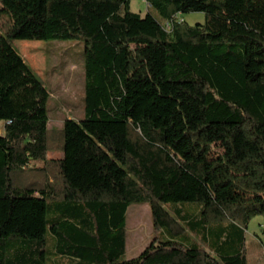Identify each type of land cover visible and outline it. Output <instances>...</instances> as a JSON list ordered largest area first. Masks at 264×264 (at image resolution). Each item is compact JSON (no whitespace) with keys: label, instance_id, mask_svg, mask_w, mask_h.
I'll return each instance as SVG.
<instances>
[{"label":"trees","instance_id":"1","mask_svg":"<svg viewBox=\"0 0 264 264\" xmlns=\"http://www.w3.org/2000/svg\"><path fill=\"white\" fill-rule=\"evenodd\" d=\"M148 2L160 26L131 45L130 0H0V264H247L264 222V0ZM190 12L203 21L176 17ZM54 39L84 45L85 117L61 128L13 46ZM133 203L153 235L125 259Z\"/></svg>","mask_w":264,"mask_h":264},{"label":"rangeland","instance_id":"2","mask_svg":"<svg viewBox=\"0 0 264 264\" xmlns=\"http://www.w3.org/2000/svg\"><path fill=\"white\" fill-rule=\"evenodd\" d=\"M149 7L148 0H130V11L140 16L139 20L128 17V38L131 45L138 41L153 39L156 30L160 26V23L151 16L153 11H151V14L149 13ZM176 17L188 24L202 22L204 19L203 14L200 12H190ZM7 19L4 13H0V32L6 29ZM142 26H146V33L141 29L142 37L135 38L134 30ZM164 26L167 30L170 29L169 25L165 24ZM13 46L48 91L46 110L49 127L61 128L67 118L82 120L85 117L83 41L77 39L15 40ZM48 155L55 157L59 156V153L49 152ZM29 179L14 171V184H20ZM29 184L38 186L40 183L31 180ZM167 208H170V205ZM256 220L258 219L255 218L249 223L245 233L247 264H264V233L256 224ZM126 231L127 245L124 258L131 259L140 254L153 235L150 208L147 204L133 203L128 207ZM254 233L257 234L260 240L253 238L252 234ZM51 246L48 238L46 247L48 258L52 256Z\"/></svg>","mask_w":264,"mask_h":264},{"label":"crops","instance_id":"3","mask_svg":"<svg viewBox=\"0 0 264 264\" xmlns=\"http://www.w3.org/2000/svg\"><path fill=\"white\" fill-rule=\"evenodd\" d=\"M26 44L30 45L29 43H26ZM48 126H49V122H48ZM61 127H62V126H61ZM61 155H62L61 153H59V156H55V157L48 155V158H60ZM257 219H258V220H256V221H257L256 224L260 227V230H261L262 227H264V226H263L262 219H261V218H257ZM252 236H253L254 239H258V240H260L256 233L252 234ZM250 240H253V239H250ZM246 255H247V253H246Z\"/></svg>","mask_w":264,"mask_h":264},{"label":"built area","instance_id":"4","mask_svg":"<svg viewBox=\"0 0 264 264\" xmlns=\"http://www.w3.org/2000/svg\"><path fill=\"white\" fill-rule=\"evenodd\" d=\"M261 231H262V233H264V227H262Z\"/></svg>","mask_w":264,"mask_h":264}]
</instances>
